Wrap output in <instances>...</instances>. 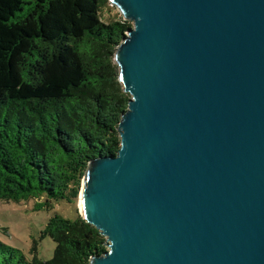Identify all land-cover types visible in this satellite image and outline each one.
Masks as SVG:
<instances>
[{"label": "water", "instance_id": "1", "mask_svg": "<svg viewBox=\"0 0 264 264\" xmlns=\"http://www.w3.org/2000/svg\"><path fill=\"white\" fill-rule=\"evenodd\" d=\"M109 2L131 99L82 182L90 264H264V0Z\"/></svg>", "mask_w": 264, "mask_h": 264}, {"label": "trees", "instance_id": "2", "mask_svg": "<svg viewBox=\"0 0 264 264\" xmlns=\"http://www.w3.org/2000/svg\"><path fill=\"white\" fill-rule=\"evenodd\" d=\"M109 0H0V200L53 211L79 201L89 162L117 156L131 96L119 81L118 45L132 28L104 20ZM51 260L0 240V264H90L107 239L81 215L56 213L41 238Z\"/></svg>", "mask_w": 264, "mask_h": 264}, {"label": "rangeland", "instance_id": "3", "mask_svg": "<svg viewBox=\"0 0 264 264\" xmlns=\"http://www.w3.org/2000/svg\"><path fill=\"white\" fill-rule=\"evenodd\" d=\"M122 17L120 11L110 3L104 9V20L112 22ZM132 27L134 24L130 22ZM37 200L21 203H6L0 200V240L22 250L33 258L34 242L39 243L38 257L51 260L55 256L57 244L51 238H41L49 220L59 213L65 218L75 220L81 215L79 201L70 204L61 201L53 211L36 210Z\"/></svg>", "mask_w": 264, "mask_h": 264}]
</instances>
